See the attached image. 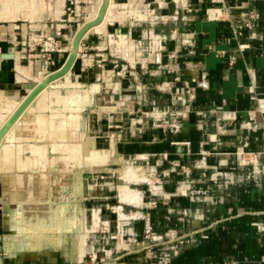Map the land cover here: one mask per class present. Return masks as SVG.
Masks as SVG:
<instances>
[{"label":"crops","instance_id":"obj_1","mask_svg":"<svg viewBox=\"0 0 264 264\" xmlns=\"http://www.w3.org/2000/svg\"><path fill=\"white\" fill-rule=\"evenodd\" d=\"M34 1L27 15L0 21V55L13 54L0 57L4 118L28 91L23 83L37 82L62 65L75 31L103 2L95 0L90 9L85 6L90 0ZM145 6L152 7L142 14L139 8ZM85 9L84 21L77 22ZM250 11L256 14L253 27L243 26L235 38V26ZM155 12L177 13L153 28L166 36L169 49L180 47L174 62L168 50L151 55L112 43L113 24L128 26L121 37L126 39V33L141 30L140 19L154 21ZM219 52L234 55L233 62ZM69 79L86 91L82 112L89 103L103 109L106 115L99 119L110 128L134 121L116 130L121 136L115 149L112 140L108 148L122 161L121 156L134 158L138 164H128L136 172L134 183H147L134 190V203H123L117 194L121 204L111 205L118 217L122 204L134 207L124 220L134 219L129 228L136 240L146 228L187 234L189 242L169 264H264V0H107L102 21L80 42ZM55 86L62 87L50 84L26 113H38L43 95ZM67 99L75 105V97ZM124 105L132 106L130 119L122 117ZM238 148L255 154L254 160L241 165ZM15 263L74 264L28 250Z\"/></svg>","mask_w":264,"mask_h":264},{"label":"rangeland","instance_id":"obj_2","mask_svg":"<svg viewBox=\"0 0 264 264\" xmlns=\"http://www.w3.org/2000/svg\"><path fill=\"white\" fill-rule=\"evenodd\" d=\"M22 1L23 0H19V1L13 0V1H9L11 2L9 4L8 0H0V10L8 9L10 11L12 10V12L18 15L22 14L23 16H25L29 12L33 11L36 2L35 4H33L34 2L32 1L29 2L28 0L26 1L24 0L23 1L24 3ZM85 3H86L85 6H88L90 7V9H92L95 0H90ZM17 7L18 10L21 9V11L22 8L25 9L21 12L20 10L19 11L17 10ZM150 7L152 6H145L139 9L142 11V12L140 11L142 14H146L147 9H149ZM24 12L25 14H23ZM154 15L156 16L154 21L149 20L148 17H145L144 19H140L139 22L143 23L144 25L142 24L141 26H139V28L141 27L140 28L141 30L135 33L134 36L133 34L129 35L128 33H126L125 35L126 39H132L134 42V43L132 42L131 45H129V40L121 38L122 35H124L125 33L124 31H126V28L128 26L121 25L120 23L113 24L111 30L109 31V33L112 34V38H114V41L112 43L115 44L114 46L117 49L128 48L130 50L132 48L133 49L135 48V50L136 49H140L143 51L149 50L148 52H150L151 55L153 52L158 53L162 50H168L169 51L168 59L174 62L178 59V52L180 51V47L175 45V47L173 46L172 50L169 49L168 44H165V42H167L166 36L165 37L161 36L162 34L159 35V33L153 30V28L159 25L160 24L159 22H164V20H167L168 17L173 18V16H177V13L172 12L170 15H168V17H163V15L156 12L154 13ZM86 16H87V10L85 9L84 12H82L80 16H78L80 19L77 22L82 23ZM3 20L4 19L2 20L0 19V21ZM143 31L145 33H143ZM146 31H149L148 36L146 35L147 34ZM152 31H154V34L152 33ZM153 59L156 61V57H153ZM52 83L62 87L55 86L54 88L48 89L47 91L48 93L46 92L45 95H43L44 98L41 104V107L43 109L41 108L39 111L40 113L39 112L38 113L46 116L48 120L50 119L57 121L60 118V120L62 121L64 117L65 118L67 117L66 116L67 113L69 114L70 111L69 108L70 107L74 108V111H76V113L73 116V121H75L77 125V129L71 134L73 136L74 135L76 136V137L74 136L76 140L82 134V136L85 139L91 137L90 139L93 141L92 146L94 148H108L111 140L114 147L116 140L119 139L121 136L120 134H117L116 130L119 131L122 129L121 127H125L128 125L134 126V121L131 122L129 120H128L129 122H127L125 125H123L124 121L122 120L123 124H121V126L117 128L116 127L110 128L109 126H105L104 122L100 121L99 119V117L106 115L103 109L95 107L93 106V104L89 103L88 105L85 106L86 108L85 112H82L84 110V106L82 104V98L87 99V94L85 91L84 93H82V90H79V86L74 87V85H69L68 83L66 84V86H63L62 83H58V81L51 82L49 83V85ZM46 88L43 90H46ZM74 90H76V92L72 93ZM70 94H73L72 96L76 98L75 105H72L67 101L68 100L67 98L68 96H70ZM37 95L36 97L38 98ZM63 96L65 97L63 98ZM35 99L36 98L34 97L33 101ZM31 103H29L28 105H31ZM28 105L26 106L27 110L29 108ZM130 107L129 105L122 106L123 118H127L128 115H130L128 117V119H130V117L132 116V114L128 113L129 109H131ZM25 110L23 111L24 114L27 112ZM27 115L29 118H31V116L32 115L34 116L35 113L33 112V114L30 113ZM27 115L26 117L24 116L25 118L23 123L30 124L32 121L28 120L29 118L27 117ZM5 119L6 118H4L3 114L2 116L0 115V125L1 123L4 122ZM15 126L17 127L18 125ZM15 126H14V130L16 129ZM9 132L11 131L9 130L0 142L2 143L0 144V156H1L0 157V198L2 201L0 203V264H16L15 262L19 257V255L23 251H26L23 250L20 252H16V254L14 255L12 254L10 255L4 247V242L7 236L15 235L17 233L16 227H17L18 210L20 212L24 210L18 208L19 201L17 200L16 197V192L18 190L16 188V185L18 184L19 181H23L25 184L27 182H30L31 185V180L42 181L47 179L45 181V187L49 192L48 196L53 197L52 199L55 198L53 202L55 201L58 204H64L66 202L69 203L70 201L69 199L67 200L63 195L69 192L71 193L69 189L70 183L69 182L67 183L66 179L69 177V180L74 181L73 179L77 180V178H81V181L83 183V197L80 201V205L82 207L81 217L83 216L82 219L84 220V224L89 229V231L85 233L84 236L85 239L84 244L86 247V252L84 254V257L80 261L81 264H169L171 255L176 254L180 246L185 244V242L187 241L189 242V237H187V234H180L174 230H170L167 233H157V232H152V230H149L148 228H146L147 230L143 233V237L141 238V240H136L134 233L131 232L129 228L131 225L130 222L134 219H130L129 221L124 220L128 218V215H130L131 211L134 210V207L127 204H122L123 211L120 208H118V210H119V217L123 219L122 220L120 219L119 221L118 213L111 211L112 208L111 205L121 204L118 202L119 196L121 194L120 192L121 190H119L118 187L120 181L122 184H124V186H127L133 191L134 190L138 191L137 189L140 190L142 189V187L146 188L147 183L142 181L139 182L135 181L137 183H134V179H129L128 175H127L128 176L127 179L124 176L122 177V175L117 174L116 171L117 163L114 159L111 160V162L107 161L108 163L107 162H105L104 164L102 163L101 164L102 167L100 168L101 170L98 171H95L93 168L92 170L91 168H89L86 170H81V172H78L76 174L75 172H77V169H74V167H72L71 169L73 170L70 173H68L67 176L66 167L68 165H71L73 163V166H75L78 159H80V161L83 160V158L87 159L85 156H83L84 154L82 155L83 158L78 156L76 152V150L79 148L78 146L79 143L77 144L78 141L74 140L75 142L74 144L73 141L70 142V144L72 143V145L74 146H72V152H70L71 154L69 153V155L68 156L66 155L65 158V156L62 154L64 151H66V147L64 145L67 144L65 142L63 143V145H60L61 144L60 142H54L52 140L46 141V138L42 140L37 137L35 138L36 141L35 140L33 141L31 136L25 137L24 135H22L18 137L15 134L16 130L10 134ZM73 136L72 139H74ZM26 143L31 144L32 151H30L31 148ZM17 144L22 146L18 147ZM4 145H7V147L8 145L9 147L15 146L16 154H14L13 156V157L16 156L15 158H13L15 159V161L12 160L14 163L10 162L8 163V166L17 165L16 167L9 168L3 165V163L6 161L1 154L3 150L2 147ZM73 149L75 150L74 152L76 156L73 155L74 154ZM18 155L21 156V158H27L28 161V162H24L21 167H18L19 163L16 161V159L19 158ZM121 157L123 158V161L121 163L122 166L123 164L128 165L129 163L138 164V163H134V158H126L123 156ZM72 159H74V161H72ZM10 176H12V179L10 178ZM13 182H14V186L10 184ZM19 191L20 193H24V189H20ZM117 194H119V196H117ZM123 203L132 204L134 203V201H128V202L123 201ZM95 213H97L98 217L94 215ZM144 215L147 216V214ZM95 218H98V223L96 226L94 225ZM63 235H67V233H64ZM63 238L65 237L63 236ZM138 242H140L139 245L134 246V244H138ZM44 243L45 240H41L40 244H43L42 247L36 246L28 251L33 252L34 254L35 253L45 254L46 252H48L51 254L58 255L65 262L68 261L72 262L67 258V255L63 249L66 243L64 244L62 243L61 247H57L54 244L44 245ZM134 254H136V258H135L136 261H134ZM138 255L142 256L143 260L145 261V262L143 261L144 263L140 260L142 258H138ZM74 264H77V262Z\"/></svg>","mask_w":264,"mask_h":264},{"label":"bare ground","instance_id":"obj_3","mask_svg":"<svg viewBox=\"0 0 264 264\" xmlns=\"http://www.w3.org/2000/svg\"><path fill=\"white\" fill-rule=\"evenodd\" d=\"M9 1H13V0H8V2ZM28 1L34 2L33 4H35V2H36L34 0H28ZM40 1H42V0H40ZM10 3L11 2H9V4ZM23 3H22V5H23ZM110 5L111 4H109V6ZM8 8H11V7H8ZM24 9L22 8V11ZM17 10H18V7H17ZM19 10L21 11V9H19ZM23 14H25V12ZM15 15H17V14L12 12V10L11 11L8 9L0 10V19L1 20L11 18V17H15ZM104 15H105V13H104ZM69 73H66L64 75V77H62L58 81V83H62L63 86H66V84L68 83L69 85H74V87H77L78 83L70 80L71 78L69 79V76H68ZM37 80L40 81L41 78L37 79ZM44 91L45 90L41 91L37 96L44 93ZM74 92H76V90H74L72 93H74ZM49 95H50V93H49ZM72 95L73 94H70V96H72ZM65 96H63V98ZM35 98H37V97H35ZM61 98H62V96H61ZM39 102H40V100H39ZM28 106L30 108L31 105H28ZM8 109L9 108H7V110ZM69 110H70L69 114L67 113V115H66L67 117L66 118L64 117V119L62 118L63 119L62 121L60 120V118L57 121L50 120V119L48 120L46 118V116H44L43 114H39L40 112L39 113L34 112L35 115L34 116L32 115L33 118H32V116H31V118H29L27 115V117L29 118V119L28 118L27 119L32 121V122L30 124L22 123L21 125H18L17 127L15 126L16 127V129H15L16 133L15 134L18 137H20L22 135H24L25 137L31 136L33 141L37 137V138H40L42 140L46 138V141L52 140L54 142H60L61 144L58 143L60 145H63V143L65 142L67 144V145H64L66 147V151H64L62 154L66 158V155L68 156L69 153L72 152V146H74V145H72V143L70 144V142L73 141V144H74L75 143L74 140H76V138H75L76 136L74 135L75 136L74 137L71 133L76 131V129H77V125H76L75 121H73V116L76 113V111H74V108H72V107H70ZM25 111H27V109ZM23 114H22V116H23ZM25 114H28V113H25ZM51 119H52V117H51ZM17 121L19 123V118ZM72 136L74 137V139H72ZM53 138H54V140H53ZM90 138L85 139L82 136V134L80 137L77 138L76 141H78L77 144L79 143V145H78L79 148L76 150V152H77L79 157L83 158V156H85L87 159L83 158L84 161L81 160L82 161L81 162L80 159L77 158L78 161L76 162L75 166H73V163L71 165H68L66 167V171H67L66 175L67 176H68V173H70L73 170V169H71L72 167H74V169H77V172H75L76 170L74 171L76 174L78 172H81V170H86L89 168H91V170L93 168L95 171H98V170H101L100 168L102 167V165H101L102 163L104 164L107 161L111 162V160L114 159L116 161V163L118 164V168L116 170L117 173L119 175H122V177L124 176L127 179H128V176H129V179H134L136 172H134V170H132L128 165L123 167L121 165L122 160L120 158L116 157L113 149L111 150L110 148H106V149L105 148H94L92 146L93 141ZM23 139H25V138H23ZM0 144H2V143H0ZM17 145H18V147L22 146L19 144H17ZM27 145H29V147L31 148V144H27ZM2 148H3V150H2L1 154H2L3 158H5V160H6L4 162L5 164L3 163V165L6 167H9V168L16 167L17 165L16 166L15 165H9L8 166V163L15 161V159H13L16 157V156L13 157L14 154H16L15 146L9 147V145H8V147H7V145H4ZM74 149H73V153H74L73 155H75ZM30 151H32V148L30 149ZM18 157L19 158L16 159V161L19 163L18 167H21L24 162H28L27 158H21V156H19V155H18ZM88 157H89V160H88ZM72 161H74V159H72ZM10 178L12 179V176H10ZM71 179H72V177H71ZM46 180L47 179L42 180V181L31 180V185H30V182H27L25 184L23 181H19L18 184L16 185V188L18 189L16 192V197H17V200L19 201L18 202V206H19L18 208H21V210L22 209H24V210H22V212H20L18 210L17 227H16L17 233L15 235L7 236V238L5 239V242H4V247L10 255L11 254L14 255V254H16V252H20L23 250H31L36 246L42 247L43 244H40L41 240H45L44 245H53L54 244L57 247H61L62 243L63 244L66 243L64 245L63 249L67 255V258L69 260H71L72 262L74 261L73 263H76V262L79 263L81 261V259L84 257V254L86 252V247L84 244V242H85L84 236H85V233H87L89 231V229L84 224V220L82 219L83 216L81 217V211H82L81 208L82 207L80 205V201L83 197V183L81 181V178H77V180L73 179L74 181H71V180H69V177H68L66 179V182L70 183L69 189H70L71 193L70 192H69L70 194L66 193L63 196L67 200L69 199L70 202L69 203L66 202L64 204H58L55 201L53 202V200L55 198L52 199L53 197L48 196L49 192L47 191V188L45 187V181ZM56 182H58V181H56ZM10 184L14 186V182L10 183ZM46 184H47V182H46ZM20 189H24V193H20V191H19ZM119 190H121L120 191L121 192L120 198L122 201H125V202L126 201L127 202L128 201H134V191L130 190V188H128L127 186H124V184H123V185L119 186ZM60 195H58V196H60ZM94 215H96V217H98L97 213H95ZM97 223H98V218H95L94 225L96 226ZM64 233H67V235H63ZM63 236L65 238H63ZM63 239H65V240H63Z\"/></svg>","mask_w":264,"mask_h":264},{"label":"water","instance_id":"obj_4","mask_svg":"<svg viewBox=\"0 0 264 264\" xmlns=\"http://www.w3.org/2000/svg\"><path fill=\"white\" fill-rule=\"evenodd\" d=\"M106 7L107 0H103L98 8L96 16L91 20H85L81 26L77 28L72 38L70 51L60 67L44 72L40 81L25 82L22 84V88L27 89L28 92L0 125V142L18 118L21 117V114L25 110L26 106L33 101L34 97L49 86V83L59 81L66 73L71 71V68L77 58V50L79 49L81 40L92 29V27L98 25L102 21ZM12 56L13 54L10 52H3L0 55L2 59H9L12 58ZM1 202L0 198V203Z\"/></svg>","mask_w":264,"mask_h":264},{"label":"built area","instance_id":"obj_5","mask_svg":"<svg viewBox=\"0 0 264 264\" xmlns=\"http://www.w3.org/2000/svg\"><path fill=\"white\" fill-rule=\"evenodd\" d=\"M255 18H256V14L254 12L250 11L248 13V17H247V19H245L244 23L237 24V26H235L234 37L238 38V36L241 33V29L243 26L248 27V28H252L254 23H255ZM237 46L239 49L242 48V45H240V44H238ZM219 57L227 60L228 63H232L234 60V55H227L226 53H223V52H219ZM159 59H160V57H158L157 60H159ZM235 156L237 157L238 162L241 165L249 164L255 158V154L250 153V152H246V151H244L243 148H238L235 151ZM165 233H167V232H165Z\"/></svg>","mask_w":264,"mask_h":264}]
</instances>
